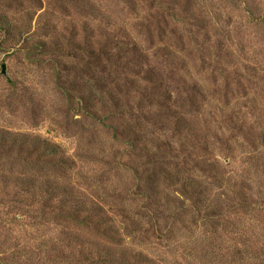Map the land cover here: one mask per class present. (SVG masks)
I'll list each match as a JSON object with an SVG mask.
<instances>
[{
    "label": "rangeland",
    "instance_id": "374dc122",
    "mask_svg": "<svg viewBox=\"0 0 264 264\" xmlns=\"http://www.w3.org/2000/svg\"><path fill=\"white\" fill-rule=\"evenodd\" d=\"M0 264H264V0H0Z\"/></svg>",
    "mask_w": 264,
    "mask_h": 264
},
{
    "label": "water",
    "instance_id": "95a60500",
    "mask_svg": "<svg viewBox=\"0 0 264 264\" xmlns=\"http://www.w3.org/2000/svg\"><path fill=\"white\" fill-rule=\"evenodd\" d=\"M2 73H3V75H5L8 78V73H7V67H6V65H3L2 66Z\"/></svg>",
    "mask_w": 264,
    "mask_h": 264
},
{
    "label": "trees",
    "instance_id": "16d2710c",
    "mask_svg": "<svg viewBox=\"0 0 264 264\" xmlns=\"http://www.w3.org/2000/svg\"><path fill=\"white\" fill-rule=\"evenodd\" d=\"M97 212H99V210H97ZM103 219V218H102ZM97 225V224H96ZM108 232H109V228L108 229H106Z\"/></svg>",
    "mask_w": 264,
    "mask_h": 264
}]
</instances>
